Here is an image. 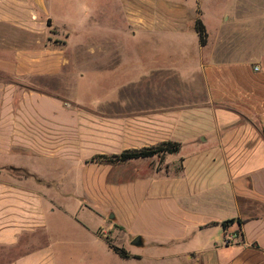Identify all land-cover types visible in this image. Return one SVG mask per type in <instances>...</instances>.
Here are the masks:
<instances>
[{"label":"crops","instance_id":"crops-1","mask_svg":"<svg viewBox=\"0 0 264 264\" xmlns=\"http://www.w3.org/2000/svg\"><path fill=\"white\" fill-rule=\"evenodd\" d=\"M79 1L0 0V264H264V6L133 74L123 47L71 40ZM86 64L107 68L96 99L75 90ZM164 142L179 149L111 158Z\"/></svg>","mask_w":264,"mask_h":264},{"label":"rangeland","instance_id":"rangeland-1","mask_svg":"<svg viewBox=\"0 0 264 264\" xmlns=\"http://www.w3.org/2000/svg\"><path fill=\"white\" fill-rule=\"evenodd\" d=\"M78 4L80 11L73 12L78 17L81 13L83 23L78 19L76 27L72 28L74 35L71 34V40L83 39L82 42H88V44L108 47L116 45L118 49L123 47L125 50L119 51L120 58L124 59V65L129 66L126 70L128 68V72L136 74L137 66H130L131 61L136 62L141 57L151 58V56L167 59L171 57L170 53L181 52L176 44L187 42L197 45L199 40L195 25L197 20L202 23L206 32L205 37L208 38L211 47L215 45L217 31L221 27L239 30L253 27L254 19L242 18L240 7L246 6L248 9L256 10L264 6V0H80ZM136 11H142L148 15L159 11L160 13L161 11L175 13L183 11L185 17L183 31L158 34L155 38L149 34L138 36L139 32L133 27ZM85 12H88L87 16ZM146 37L152 39H143ZM85 39L87 41H84ZM142 41L150 45H159V49L150 46V49L146 51H138L137 47ZM98 59L102 58L98 57ZM83 69L86 72L84 77L75 81L77 95L80 98L93 97L94 99L102 96L104 81L107 80L105 65L86 64ZM111 214L109 213V216Z\"/></svg>","mask_w":264,"mask_h":264},{"label":"trees","instance_id":"trees-1","mask_svg":"<svg viewBox=\"0 0 264 264\" xmlns=\"http://www.w3.org/2000/svg\"><path fill=\"white\" fill-rule=\"evenodd\" d=\"M195 25H196V30L199 33V38L201 40V43L204 44L205 43V36H206L204 27L199 20L196 21ZM178 149H179L178 143H176V142H164V143H162L158 146H155V147L144 148V149L133 150V151H125V152H122L121 154L113 156L111 158H114L115 160H123V159H127V158L146 157V156H151L154 154H160V153H164V152H176ZM99 157L103 158L104 156H98V158ZM12 170L16 171L19 169L12 168ZM226 222L227 221L223 222V225H226ZM112 248L121 256H123V257L127 256L123 249L115 247L113 245H112Z\"/></svg>","mask_w":264,"mask_h":264},{"label":"built area","instance_id":"built-area-1","mask_svg":"<svg viewBox=\"0 0 264 264\" xmlns=\"http://www.w3.org/2000/svg\"><path fill=\"white\" fill-rule=\"evenodd\" d=\"M257 69V67H256ZM233 240V235H228L224 238V243H231Z\"/></svg>","mask_w":264,"mask_h":264},{"label":"water","instance_id":"water-1","mask_svg":"<svg viewBox=\"0 0 264 264\" xmlns=\"http://www.w3.org/2000/svg\"><path fill=\"white\" fill-rule=\"evenodd\" d=\"M134 244H137L139 242V238L136 237L133 241H132Z\"/></svg>","mask_w":264,"mask_h":264}]
</instances>
